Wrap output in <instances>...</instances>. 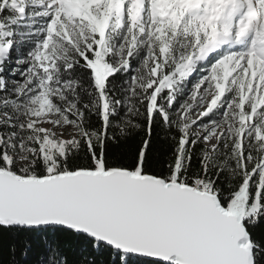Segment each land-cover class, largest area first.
<instances>
[{
  "label": "snow or ice",
  "instance_id": "1",
  "mask_svg": "<svg viewBox=\"0 0 264 264\" xmlns=\"http://www.w3.org/2000/svg\"><path fill=\"white\" fill-rule=\"evenodd\" d=\"M33 236L264 264V0H0V264Z\"/></svg>",
  "mask_w": 264,
  "mask_h": 264
},
{
  "label": "trees",
  "instance_id": "2",
  "mask_svg": "<svg viewBox=\"0 0 264 264\" xmlns=\"http://www.w3.org/2000/svg\"><path fill=\"white\" fill-rule=\"evenodd\" d=\"M21 240L24 237H20ZM33 241V251L26 257H18L20 264H43V256H42V238L38 237H30ZM5 261H7V256L2 257ZM103 257L97 256V259H102Z\"/></svg>",
  "mask_w": 264,
  "mask_h": 264
}]
</instances>
